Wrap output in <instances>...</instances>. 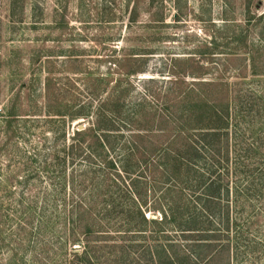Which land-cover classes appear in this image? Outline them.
Returning a JSON list of instances; mask_svg holds the SVG:
<instances>
[{
	"label": "rangeland",
	"instance_id": "rangeland-1",
	"mask_svg": "<svg viewBox=\"0 0 264 264\" xmlns=\"http://www.w3.org/2000/svg\"><path fill=\"white\" fill-rule=\"evenodd\" d=\"M248 53L264 61V0H0V264L32 257L35 237L28 234L21 249L13 231L21 202L41 207L48 194V205L60 210L63 174H73L77 194L86 197L89 180L79 176L87 163H64V147L76 130L93 123L112 127L118 140L112 157L121 161V145L131 134L125 123H150L160 136L164 116L176 123L170 122L166 100L216 78L232 85L230 123H242L241 132L244 123H252L242 140L259 146L247 169L231 153V193L248 185L260 188L262 196L231 208L243 248L229 264H264V75H251ZM44 148L51 151V179L42 171L43 157H33ZM152 161L141 162L142 176ZM243 171L250 172L248 184L247 172L239 175ZM110 174L115 204L124 209L128 177L121 172L116 181ZM59 227L50 226L47 236L61 237Z\"/></svg>",
	"mask_w": 264,
	"mask_h": 264
},
{
	"label": "trees",
	"instance_id": "trees-1",
	"mask_svg": "<svg viewBox=\"0 0 264 264\" xmlns=\"http://www.w3.org/2000/svg\"><path fill=\"white\" fill-rule=\"evenodd\" d=\"M248 54L251 75L263 76L264 70L260 71L258 67L264 66V61ZM231 86L222 78H216L181 89L175 99L166 100L172 118L170 122L176 123H168L170 118L164 116L162 123H158L160 136L155 135L157 131L150 123H125L131 134L127 143L121 145L120 151L124 154L121 161L112 157L118 145L117 137L111 136L112 127L93 123L88 128L76 130L73 142L64 147V163L71 166L78 160L87 163L86 170L79 176L89 180L86 197L77 194L73 174L70 179L63 174L64 201L60 210L54 208L55 205H48V194L41 207L26 206L21 202V220L13 229L18 236V245L23 249V240L28 234L36 241L30 261L20 257L18 263H14H231L237 251L243 248L242 229H236L231 208L245 206L262 196L260 188L250 189L248 185L234 187L232 193L229 188L231 153L238 165L240 161L244 162V169H247L259 150L258 144L248 145L242 140L252 123H244L242 132L238 131L242 123H230ZM54 112L63 115L60 111ZM13 115L9 113V116ZM140 117L143 122L145 117L143 114ZM8 126L11 127V123ZM155 138L162 140L158 142ZM34 152L35 159L43 157L42 171L51 179L53 167L47 157L51 151L48 153L44 148ZM151 158H155L152 161L155 165L150 163L149 173L144 177L141 162ZM148 168L146 165L145 171ZM237 170L233 173L235 178ZM111 171L115 174L114 180L118 181L121 172L129 180L125 187L128 203L121 210L115 204L110 188ZM244 172H247L248 184L250 172L243 171L239 175ZM14 192V187L9 188L10 195ZM85 198L91 202H85ZM149 199L152 200L151 207L148 206ZM149 210L158 211V215L147 217ZM2 223L0 212V225ZM55 225L60 226L61 237L47 236L50 226ZM56 245L59 247L54 251ZM65 246L75 248L62 251L60 248ZM244 246L247 248L248 243Z\"/></svg>",
	"mask_w": 264,
	"mask_h": 264
}]
</instances>
